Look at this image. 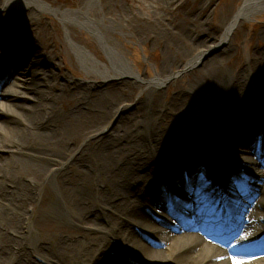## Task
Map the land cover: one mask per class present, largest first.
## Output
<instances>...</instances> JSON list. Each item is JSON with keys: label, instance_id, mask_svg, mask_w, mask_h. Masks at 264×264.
I'll use <instances>...</instances> for the list:
<instances>
[{"label": "bare ground", "instance_id": "obj_1", "mask_svg": "<svg viewBox=\"0 0 264 264\" xmlns=\"http://www.w3.org/2000/svg\"><path fill=\"white\" fill-rule=\"evenodd\" d=\"M159 1L168 7L177 0ZM99 6L101 0H88L77 9L54 8L43 0H0V264H264V236L258 234L264 231V118L259 116L264 112V79L253 82L247 94L245 85H239L242 100L235 107H230V95L238 85L232 91L230 81L211 83L205 89L213 94L220 114L208 111L168 149L163 144L169 135L162 128L151 127L145 144L132 139L129 125L123 122L76 153L86 129L100 125L97 118L87 126L85 117L101 111L100 105L107 100L99 93L84 94L77 104L87 105V110L77 104L58 110L62 98L49 84L55 73L48 62L36 54L31 42L24 41L22 33L15 40L10 37L19 21L12 9L31 16L55 13L91 30L105 47L110 65L71 36L68 41L84 69L102 75L105 81L135 75L143 79L146 89L164 83L168 76L145 79L134 69L108 36L120 23L114 19L107 23L106 17L94 14ZM125 10H132V5ZM262 10L264 0H245L239 15L245 18ZM232 23L211 49L225 43ZM206 52L188 64L200 61ZM258 126H263L260 132ZM232 167L251 170L245 182L250 196L243 195L242 186L233 185ZM201 169L207 170L217 186L211 193L195 195L191 185ZM44 176L46 182H62L65 187L53 207L66 219L99 230L100 235L71 233L73 241L61 238L57 245L51 244L50 251L45 247L47 240H35L31 225L36 223L37 212L30 214L26 206L42 197ZM255 180L261 184L248 183ZM163 183L169 186L167 191ZM177 185L183 188H174L178 196L171 188ZM231 186L233 195H228ZM185 196L192 202H186ZM170 202L183 209L182 216L176 215L177 223L165 213ZM213 207L220 211V220L215 222L219 230L237 229L248 237L246 245L225 249L201 234L204 224L198 215L206 210L208 216ZM244 214L249 224L242 221ZM214 220L213 216L202 218L207 225Z\"/></svg>", "mask_w": 264, "mask_h": 264}, {"label": "rangeland", "instance_id": "obj_2", "mask_svg": "<svg viewBox=\"0 0 264 264\" xmlns=\"http://www.w3.org/2000/svg\"><path fill=\"white\" fill-rule=\"evenodd\" d=\"M44 1L54 8L77 9L88 0ZM244 3L245 0H177L166 7L159 0H101V6L93 13L99 18L106 17L107 23L109 19L120 23L116 30L108 32V36L134 69L145 79H152L157 74L170 77L152 89L144 88L143 79L134 75L116 76L105 81L102 75L85 70L69 44L68 36L110 65L105 47L91 30L77 23L66 22L55 13L43 12L39 16H31L28 12L12 7V12L19 15V21L12 27L15 32L10 33V37L15 40L22 33L24 41L31 42L36 47V54L48 62L55 73L53 78L48 79L49 84L62 98L57 104L58 110L64 111L77 104L84 94L97 96L99 93L107 100L106 104L100 105L101 111L89 112L85 117L87 126L97 118L100 125L86 129L77 144L76 153L85 145L88 146V142L97 141L99 136L107 135L111 128L123 122L129 125L132 139L135 137L145 144L149 142L151 127L162 128L164 134L169 135L163 144L168 149L175 146L172 145L174 140L192 129L208 111L214 110L217 117L220 114L213 94L211 96V93H207L210 91L205 89L211 83L224 80L228 84L227 81H230L228 87H232V91L238 85L236 92L230 95L233 100L230 107H235L242 100L243 89L239 85H245L247 94L253 82L264 79V10L241 19L225 44L210 48L220 40ZM130 5L132 10L126 11ZM203 50L207 51L203 58L186 68L188 62ZM10 64L14 66L13 62ZM177 72L178 75L173 76ZM111 74L114 75L113 72ZM238 80L239 84L236 83ZM80 106L87 110V105ZM107 125L108 128L102 129ZM220 167L226 173V168L223 165ZM68 171L71 178L72 170ZM230 171L240 177L241 172L245 176L249 172H239L236 167ZM45 179L46 176L42 178L45 181L42 197L26 206L30 214L37 212L36 223L31 225L35 240L40 243L47 240L49 245L45 247L50 251L51 244L57 245L61 238L73 241L71 233L91 232L100 235L99 230L66 219L53 207V200L58 195L63 196L65 187L61 185L62 182L54 185ZM198 182L196 180L192 187H196ZM248 183L254 186L261 184L256 180ZM249 191L246 196H250ZM175 209H166L165 212L171 222L177 223L175 212L180 210L178 206ZM242 217L244 220L248 218L247 214ZM53 225L57 228L52 229ZM41 252L46 254L45 251ZM109 252L114 255V251Z\"/></svg>", "mask_w": 264, "mask_h": 264}, {"label": "snow or ice", "instance_id": "obj_3", "mask_svg": "<svg viewBox=\"0 0 264 264\" xmlns=\"http://www.w3.org/2000/svg\"><path fill=\"white\" fill-rule=\"evenodd\" d=\"M197 178L200 181L197 191H203L209 188L212 184V181L209 179L208 172L206 169L198 170ZM237 264H240V262L237 261Z\"/></svg>", "mask_w": 264, "mask_h": 264}, {"label": "water", "instance_id": "obj_4", "mask_svg": "<svg viewBox=\"0 0 264 264\" xmlns=\"http://www.w3.org/2000/svg\"><path fill=\"white\" fill-rule=\"evenodd\" d=\"M239 11H240V9L238 10V12L235 14V16H234V18H236L237 16H238V19H236L235 21H234V18H233V23H232V26H231V29H230V34L235 30V28L237 27V25H238V23H239V21L242 19V18H244V16H242V15H239ZM230 23V24H231ZM230 36V35H229ZM176 75H178V72L175 74V76ZM174 76V75H173Z\"/></svg>", "mask_w": 264, "mask_h": 264}]
</instances>
